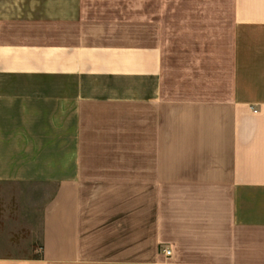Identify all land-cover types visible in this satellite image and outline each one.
<instances>
[{
    "label": "crops",
    "instance_id": "0c3cea01",
    "mask_svg": "<svg viewBox=\"0 0 264 264\" xmlns=\"http://www.w3.org/2000/svg\"><path fill=\"white\" fill-rule=\"evenodd\" d=\"M227 1L221 43L187 39L172 79L132 28L197 27L215 2L0 20V264H264V0Z\"/></svg>",
    "mask_w": 264,
    "mask_h": 264
},
{
    "label": "rangeland",
    "instance_id": "374dc122",
    "mask_svg": "<svg viewBox=\"0 0 264 264\" xmlns=\"http://www.w3.org/2000/svg\"><path fill=\"white\" fill-rule=\"evenodd\" d=\"M219 1V3H218ZM209 4L217 3V6L214 4L209 7L208 10H205L202 14L204 19L199 22L197 27L189 26H153L149 25L148 27H133L132 31L136 39H144L152 41L155 39H164L165 48H166V66L169 69L170 79L173 78V63L177 62V59L174 60L173 56L179 55L180 53L188 52L190 47L189 43L186 42L187 39H213L212 43H221V33L222 31H227L228 23L231 19V12L228 9L227 0H209ZM226 3V4H225ZM216 7L220 10L215 11ZM207 9V8H206ZM125 14V13H120ZM184 14L188 15V12H169L165 13L164 16L173 17L174 15ZM201 14V13H200ZM32 15V0H0V20L18 18L21 16ZM128 15V13H126ZM156 12H149V18L156 17ZM134 19H139L140 13L133 12L131 14ZM138 16L139 18H137ZM211 18L218 20L217 22H212ZM172 24V22H169ZM179 23V22H175ZM213 23V25H212ZM152 24V22H149ZM186 61V60H185ZM171 82V81H170Z\"/></svg>",
    "mask_w": 264,
    "mask_h": 264
},
{
    "label": "built area",
    "instance_id": "2783aa9c",
    "mask_svg": "<svg viewBox=\"0 0 264 264\" xmlns=\"http://www.w3.org/2000/svg\"><path fill=\"white\" fill-rule=\"evenodd\" d=\"M164 252H165V254H166L167 256H169V255L171 254V253H170L171 251H170L169 249H165Z\"/></svg>",
    "mask_w": 264,
    "mask_h": 264
}]
</instances>
